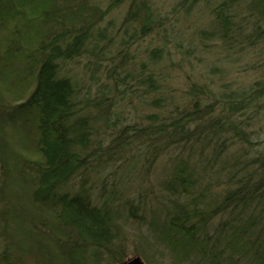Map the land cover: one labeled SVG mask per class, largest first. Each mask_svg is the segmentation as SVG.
I'll return each mask as SVG.
<instances>
[{
    "label": "trees",
    "instance_id": "obj_1",
    "mask_svg": "<svg viewBox=\"0 0 264 264\" xmlns=\"http://www.w3.org/2000/svg\"><path fill=\"white\" fill-rule=\"evenodd\" d=\"M132 249L264 264V0H0V264Z\"/></svg>",
    "mask_w": 264,
    "mask_h": 264
},
{
    "label": "rangeland",
    "instance_id": "obj_2",
    "mask_svg": "<svg viewBox=\"0 0 264 264\" xmlns=\"http://www.w3.org/2000/svg\"><path fill=\"white\" fill-rule=\"evenodd\" d=\"M168 1V0H167ZM115 15V14H114ZM114 15H113V17H114ZM116 16V15H115ZM165 164H166V162H165ZM156 170H157V172H156V177L157 178H161V175L163 174V172L165 171V168H162V166L160 167L159 165H158V167L156 168ZM153 179H154V177H153ZM119 222L122 224L123 223V230L125 231V234L127 235V238L130 240V242L132 241V236H133V232L135 231V230H137V226H135V225H133V224H131V223H129V222H126V221H123V220H119ZM143 228H141V230H142ZM136 232H138V230L136 231ZM132 251H133V249L132 250H130L129 251V253H130V256H129V258H131V257H134L135 255H132L131 253H132Z\"/></svg>",
    "mask_w": 264,
    "mask_h": 264
},
{
    "label": "water",
    "instance_id": "obj_3",
    "mask_svg": "<svg viewBox=\"0 0 264 264\" xmlns=\"http://www.w3.org/2000/svg\"><path fill=\"white\" fill-rule=\"evenodd\" d=\"M123 264H145V263L140 257H133V258L128 259Z\"/></svg>",
    "mask_w": 264,
    "mask_h": 264
}]
</instances>
